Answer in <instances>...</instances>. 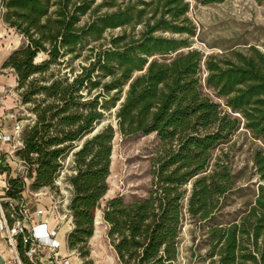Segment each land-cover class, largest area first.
<instances>
[{
  "label": "trees",
  "instance_id": "trees-1",
  "mask_svg": "<svg viewBox=\"0 0 264 264\" xmlns=\"http://www.w3.org/2000/svg\"><path fill=\"white\" fill-rule=\"evenodd\" d=\"M0 6L4 24L24 41L1 69L14 72L20 104L32 116L15 157L33 192L58 195V177L67 170L70 252L87 256L109 190L115 136L154 135L160 146L148 195L129 203L114 197L101 210L118 263L175 264L183 229L192 224L202 230L212 264H264V52L250 46L218 57L193 49L197 28L187 0H0ZM39 54L45 59L36 63ZM240 130L260 144L251 173L258 185L242 212L221 221L227 197L243 189L221 146ZM8 185L7 195L19 198L23 180ZM17 248L22 263L31 264L20 238Z\"/></svg>",
  "mask_w": 264,
  "mask_h": 264
},
{
  "label": "rangeland",
  "instance_id": "rangeland-1",
  "mask_svg": "<svg viewBox=\"0 0 264 264\" xmlns=\"http://www.w3.org/2000/svg\"><path fill=\"white\" fill-rule=\"evenodd\" d=\"M190 4L188 17L197 28V36L193 39L192 48L201 51L205 56L230 57L232 52L246 53L250 46L264 52V2L257 4L254 0H225L223 3L202 6L193 0H187ZM3 10L0 6V75L4 79V90L0 94V107L5 115L12 116L23 125L31 122V114L22 106L16 91V76L10 69H1L2 63L7 57L23 44V39L13 29L7 27L2 20ZM86 19H84L85 21ZM166 36V35H165ZM45 56L39 54L35 62L39 63ZM203 92L215 101L212 93L203 87ZM3 100V101H2ZM112 121L105 120L102 124ZM260 144L244 130L234 135L229 145L221 148L229 150L233 159V169L239 172V184L242 191L230 194L225 202L221 221H229L235 215L245 209L244 203L253 199L258 185L252 176V154ZM160 146L154 135L121 138L116 135L113 140L112 162L110 176L108 178L109 190L105 195L100 209L96 212V225L94 234L86 243L84 258L79 252L74 251L71 256V264H119L113 248L107 239V226L103 223L101 215L105 202L121 197L124 202L145 198L151 188L152 158ZM218 152L216 151L215 154ZM69 160L66 159V167ZM18 168L17 177L26 178L25 192L29 189L30 179L26 168ZM67 170L64 169L57 182H61L63 195H66L64 182ZM250 176V178H249ZM249 178V181L246 179ZM59 195V193H58ZM60 206L64 204V196L59 197ZM63 211H61L62 213ZM65 212L60 215L59 225L67 230L69 223ZM64 216V217H63ZM63 243L59 253L66 251ZM209 246L206 238L196 225L186 224L181 236L179 255L175 264H212L209 257Z\"/></svg>",
  "mask_w": 264,
  "mask_h": 264
},
{
  "label": "built area",
  "instance_id": "built-area-1",
  "mask_svg": "<svg viewBox=\"0 0 264 264\" xmlns=\"http://www.w3.org/2000/svg\"><path fill=\"white\" fill-rule=\"evenodd\" d=\"M11 118H13L11 116ZM23 124L15 120L9 131L4 132L0 126V146L7 145V149L0 153L10 158L15 157L16 151L21 147L20 135ZM21 164V162L17 159ZM22 165V164H21ZM3 187L7 192L8 181H3ZM44 210H37L36 217H42ZM24 247V255L31 264H43L39 255L43 249L49 252V260L46 264H71L72 253H59L60 241L58 231L47 230L45 223L33 224V217L25 209L24 204L6 195L0 189V239L7 245L10 256L5 264H23L18 252V240Z\"/></svg>",
  "mask_w": 264,
  "mask_h": 264
},
{
  "label": "crops",
  "instance_id": "crops-1",
  "mask_svg": "<svg viewBox=\"0 0 264 264\" xmlns=\"http://www.w3.org/2000/svg\"><path fill=\"white\" fill-rule=\"evenodd\" d=\"M4 90V79L2 75H0V94ZM1 101V99H0ZM3 101V100H2ZM2 107H0V126L4 132H7L11 129L13 122L11 120L13 118L10 117V115H5L4 112L1 110ZM7 149V145H1L0 150L4 151ZM14 166H19L20 168H24L17 159H12L7 155H3L0 153V189L2 192H4L7 195V192L5 191V188L3 187V181H8V179H15L17 178V172L20 170L15 169ZM23 180L24 184L26 185V178L19 177ZM62 183L57 182L56 187L58 188L59 195L54 194L52 191L48 189H42L37 192L33 191H27L28 195L32 196L30 198L29 196H26L25 187L21 192V195L19 198H16L15 200L19 203L24 204L25 209L28 211L30 215L33 217V224L38 223H45L47 225V230H56L58 231V239L60 241V246L63 245V243L66 245V251H63L62 254L68 253V248L66 244L67 235L72 229L71 224V218L68 214L67 205L70 200V187L66 185V195H63ZM64 196V204L59 205V197ZM37 210H44V215L42 217H36L35 213ZM61 211L65 212L64 216L68 218V229L63 230L59 227L61 223L60 215H62ZM63 216V217H64ZM10 256L9 249L7 245L3 242V240L0 239V264H5L8 257ZM39 260L41 263L46 264V262L49 260V252L47 249H43L39 255Z\"/></svg>",
  "mask_w": 264,
  "mask_h": 264
}]
</instances>
